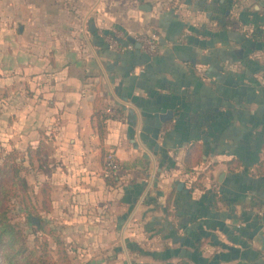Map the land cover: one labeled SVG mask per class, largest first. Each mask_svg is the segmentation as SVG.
Listing matches in <instances>:
<instances>
[{"label":"crops","instance_id":"1","mask_svg":"<svg viewBox=\"0 0 264 264\" xmlns=\"http://www.w3.org/2000/svg\"><path fill=\"white\" fill-rule=\"evenodd\" d=\"M224 3L0 0V145L71 264H264V0Z\"/></svg>","mask_w":264,"mask_h":264},{"label":"trees","instance_id":"2","mask_svg":"<svg viewBox=\"0 0 264 264\" xmlns=\"http://www.w3.org/2000/svg\"><path fill=\"white\" fill-rule=\"evenodd\" d=\"M235 0H225L223 9V20L227 18V11L230 12ZM12 160L13 158L10 157ZM6 163L4 162V167ZM1 167V168H2ZM12 168V169H11ZM11 185L7 186L4 182L7 176L3 179L4 185L2 189V197L0 198V264H44L42 257L36 254V251L26 246L25 235L17 228L14 223H11L8 219V206H7V194L10 190L13 191V196L16 197L19 193L22 195V201L26 203L28 210L33 209V205L29 200L28 189L24 180L19 176V170L15 166L11 167ZM7 173V172H5ZM42 209L45 212L49 211L50 200L43 196ZM32 217L38 220V224L32 221ZM27 221L34 229L42 234H46L53 237V241L57 246L58 261L62 264H69L70 260L65 243L61 240L60 236L55 233V230L48 228L46 220H44L39 214L27 215ZM57 231V230H56ZM36 242H38L36 237Z\"/></svg>","mask_w":264,"mask_h":264},{"label":"rangeland","instance_id":"3","mask_svg":"<svg viewBox=\"0 0 264 264\" xmlns=\"http://www.w3.org/2000/svg\"><path fill=\"white\" fill-rule=\"evenodd\" d=\"M10 157H12L13 159L11 160ZM21 157L22 154H18V152L12 151L10 149V146L5 147L3 145H0V198L2 197V189L4 188L3 187L4 182L6 183L7 186L11 185L12 182L11 167L15 166L19 170V176L25 182V185L29 193V200L33 205L32 207L33 209L28 210L26 208V203L22 201L21 193H19L16 197H14L12 193L13 191L10 190L9 194H7L6 197L7 206H8V213H7L8 219L11 223H14L17 226V228L25 235L24 240L26 246L30 249L35 250L36 254L42 257L44 264H62L61 261H58V253H57L58 249L55 242L53 241V237L37 232L34 229V227L31 224H29L27 221V215L30 212L32 214H39L44 220H46L45 215L48 212H45L42 209L41 203L44 198L43 196L47 197V199H49V197L47 196V194L43 193L41 200L38 201L33 190L30 189V187L27 185V182L25 180V175H24L25 169ZM4 162L6 163V165L2 167ZM5 176H7V178L3 182ZM46 223L49 226L48 228L54 229L57 235L60 234L58 231H56L54 225H51L48 222ZM36 237L38 242H36ZM69 264H71V260Z\"/></svg>","mask_w":264,"mask_h":264},{"label":"built area","instance_id":"4","mask_svg":"<svg viewBox=\"0 0 264 264\" xmlns=\"http://www.w3.org/2000/svg\"><path fill=\"white\" fill-rule=\"evenodd\" d=\"M133 38L130 36L118 35L115 30L107 33L104 37V42L109 50L123 51L127 49H134V43L129 40ZM135 42L140 44V49L148 56H154L157 54L159 47L158 35L155 32H151L147 35H143L139 38H133ZM105 170L108 174H114L119 169L118 160L114 152L109 151L104 158ZM256 216L264 221V200L256 208Z\"/></svg>","mask_w":264,"mask_h":264},{"label":"water","instance_id":"5","mask_svg":"<svg viewBox=\"0 0 264 264\" xmlns=\"http://www.w3.org/2000/svg\"><path fill=\"white\" fill-rule=\"evenodd\" d=\"M129 40L135 44L136 49H140V44L138 42H135L133 38H129ZM32 221L38 224V220L36 218L32 217Z\"/></svg>","mask_w":264,"mask_h":264}]
</instances>
